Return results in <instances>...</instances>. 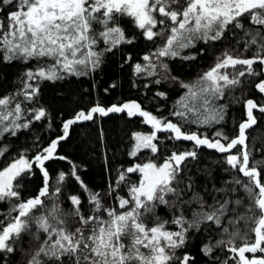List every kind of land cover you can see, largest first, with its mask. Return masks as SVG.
<instances>
[{"label": "snow or ice", "instance_id": "snow-or-ice-1", "mask_svg": "<svg viewBox=\"0 0 264 264\" xmlns=\"http://www.w3.org/2000/svg\"><path fill=\"white\" fill-rule=\"evenodd\" d=\"M2 7H15L14 11L7 12L6 25L5 20H0L2 59L6 62L17 59L25 62L33 59L40 61L42 58L52 61L47 68L39 67L35 72L28 71L25 74L28 81H36L37 85L44 80L64 79L61 73L78 76L89 70L95 71L102 63L103 52H111L122 43H132L119 26L123 17L133 22L144 39L155 41L160 37L163 40V44L154 53L143 57L149 63L144 66L135 65L137 74L146 71L148 75H156L157 67L167 73L168 66L160 61L161 57L175 58L184 49L194 47L197 41L208 43L222 40L229 26L245 29V19L255 27L244 31L245 36L251 37L245 41L244 51L252 45L258 46L251 58L244 57L239 51L234 55L231 50H226L196 84L181 85L188 91L177 102V109L173 113L181 118L180 125L151 115L135 102L113 105L107 109L95 106L65 121L63 135L52 140L33 159L23 154L13 158L11 163L0 170V202L20 200L15 189L19 180L24 179L34 165L43 174V187L35 197L12 205L6 224L0 220L2 264H8V258L18 249L23 252L22 234L29 232L33 220L37 232L29 234L40 243L31 252L27 264H195V258L189 254L177 255V250L186 246V234L193 228L199 231L205 223L209 227L214 224L217 229L228 232L224 220L233 224L245 218L242 215H228L237 212L242 205V199L236 195L241 190L249 200L247 212L251 215L247 219L255 223L251 229L254 241L249 243L247 234L241 237L244 243L240 247L229 240L232 246L227 250L233 254L229 259L238 257L236 264H264V256L255 255L258 252L264 253V172L259 170L260 166H264V161H252L246 143L247 130L257 123L254 110L264 113V104H258L252 99L245 101L247 119L239 124L238 135L233 138L217 132L218 138L209 139L182 130L184 123H220L224 119L227 105H216L215 101L224 98L226 90L241 85V78L258 77L259 82L255 87L259 93L264 94V0H0ZM158 25L160 30L155 31ZM253 31L255 36H252ZM98 40H102L105 45L103 52L94 50ZM152 57L156 58L158 64L151 62ZM229 68L234 70L232 74L226 71ZM155 82L160 83V80ZM38 90V86L25 83L24 89L17 95H22L26 101H34ZM14 100L15 97L0 98V136L7 132L14 136L20 128L29 127L28 122L17 123L22 119L23 112L20 102L9 107ZM125 111L129 117H143V122L152 128V132L147 135L133 134L135 145L130 152L131 156L135 157L143 149H150L155 154L157 145L153 141L158 139L159 132L170 133L168 138L175 141H191L193 149L182 153L173 152L160 165L150 161L121 172L116 181L117 188L128 179L127 174L139 173L138 182L129 187V198L116 197L119 209L123 211L106 207L100 193L88 189L78 174L79 170L73 165L70 175L88 194L92 214L84 215L80 210L81 199L70 196L73 211L62 214L59 205L54 202L45 214L33 216L37 208L44 207L43 198L57 196L61 191L57 187L55 192L50 193L45 161L66 159L56 155V150L60 141L68 137L70 127L81 121L93 120L95 114L106 116ZM31 114L39 121L45 117L46 112L40 108ZM201 147L226 154L224 159L228 168L225 171L230 169L237 174L225 182V187L214 188L217 195L213 196L214 204L208 206L210 211L205 210L206 201L199 193L193 192L191 198L184 201L183 190L178 191L174 186V182L179 183L177 178L184 162L188 158L196 159V149ZM6 152L7 148L0 149V156ZM64 181L65 174L60 173L57 184ZM187 188L191 191V184ZM114 191L115 188L110 186L108 195L111 196ZM170 195L176 199L169 200L167 197ZM193 202L199 203L201 210L194 211L192 220H186L182 212L180 216L173 214L171 223L179 228L178 231L166 230L165 225L169 221H162L155 215L159 205L172 210L182 209L183 204ZM13 212L15 216L11 215ZM148 215L157 221L150 227L144 220ZM51 221H55V224ZM73 221L79 225L74 230L70 227ZM39 233H44L46 238L42 239ZM231 235L238 236L239 232ZM223 243L217 241L215 247ZM213 247L206 244L201 252L211 256ZM246 253H252V258L247 257Z\"/></svg>", "mask_w": 264, "mask_h": 264}, {"label": "trees", "instance_id": "trees-1", "mask_svg": "<svg viewBox=\"0 0 264 264\" xmlns=\"http://www.w3.org/2000/svg\"><path fill=\"white\" fill-rule=\"evenodd\" d=\"M15 7L0 8V20H5L8 11H14ZM245 29H236L229 26L222 40L204 43L197 41L194 47L186 48L175 58L161 57L160 61L167 64L168 72L164 73L159 67L156 68V75H148L147 72L137 74L135 65H146L149 62L143 60L145 55L154 53L158 46L163 44V40L157 37L155 41L144 39L140 30L133 22L123 17L119 21V26L124 30L125 36L131 39L132 43H122L111 52H103L105 45L102 40H98L95 46L96 51L103 52L102 63L95 71H87L83 75H64L65 78L56 81H28L26 73L35 72L39 67L47 68L52 61L42 58L40 61L29 60L27 62L17 59L6 62L0 53V98L15 97L12 105L16 102L22 105V119L19 124L29 123L28 128H20L16 135L10 132L0 136V149L7 148L4 156H0V170L12 162L13 158H18L23 154L26 158L33 159L35 155L49 146L52 140L63 135V123L74 118L80 111L87 112L92 107L100 106L105 109L116 105L122 106L125 103L135 102L141 109L151 115L161 119L171 121L178 125L181 118L173 115L177 109V102L187 94L188 89L182 84H196L197 75L210 67L215 58L224 51L232 48H240L244 55L251 58L257 50V45H252L245 52V41L251 39L245 36L244 31L255 26L250 25L245 19L243 21ZM99 30V26H97ZM155 31L160 30L158 25ZM255 36V32H252ZM194 56V59H183L182 57ZM152 63L158 64L155 57ZM259 68V66H254ZM165 76L167 78H165ZM175 77V79H172ZM160 80V83H156ZM259 82L258 77H248L243 82L242 88L232 90L229 96L216 100V105H227L224 119L220 123L211 125H198L196 123H184L182 130L188 133H196L201 137L216 139V133L222 132L229 138L238 135L239 124L246 121L245 101L252 99L258 104H264V94L257 91L255 85ZM25 83L38 86V94L34 101L24 100L22 95H17L24 89ZM162 93L163 95H158ZM43 108L46 112L44 118L36 121L32 112ZM191 116V114H189ZM257 123L247 130L248 140L246 141L251 152V159L254 162L264 161V113L254 110ZM11 119V118H10ZM152 128L143 122V117L138 115L129 117L127 111L119 113H109L106 116L95 114L91 121H81L73 124L69 129V135L61 140L57 146L56 155L66 157L65 160L52 159L45 161V168L49 173V191L55 192L57 187L61 191L57 196L43 198L44 207L37 208L33 216L45 214L52 208L53 203L59 205L61 213L73 211L70 196H78L81 199L80 210L84 215H90L92 205L88 202V194L80 187L75 178L70 175L73 165L79 170L78 174L88 189L93 193H100L102 201L106 207L116 208V197L126 196L127 186L136 183L138 180L135 174H127L128 179L118 188L116 181L121 172L128 167L154 162L161 164L173 152L182 153L193 149L191 141H175L168 138V133H157L155 140L157 152L141 151L135 157L130 155L133 149V134H150ZM196 159L188 158L182 165V171L177 178L179 183L174 182V186L183 190L182 199L188 201L193 192L199 193L206 201L205 210H211L208 206L214 204L213 196L217 195L214 188L225 187V182L233 179L237 175L232 170L225 171L228 165L225 162V155L213 149L201 147L196 149ZM235 153V149L233 150ZM259 170L264 172V166ZM60 173L65 174V181L57 184ZM241 179H243L241 177ZM191 184V191L187 186ZM111 188H115L112 195L108 193ZM43 187V174L40 169L33 166L31 172L27 173L24 179L19 180L16 191L20 195V200L15 203L26 201L38 195ZM242 199V205L237 212L228 213L231 217L244 216L238 222L229 224L227 220L223 223L228 227V232L217 229L213 224L211 227L207 223L202 224L199 231L190 229L186 234L187 243L183 249L177 250V255L184 253L195 258V264H235L236 259H229L233 254L228 252L229 240H232L236 247L243 245L241 239L248 235V242L254 241V233L251 231L255 227L253 220L247 219L251 213L247 212L249 200L247 194L241 190L236 194ZM175 200V196L167 197ZM222 199L223 196L221 195ZM11 208L9 202H0V220L6 224L8 211ZM197 202L183 204L182 209H172L165 205H159L155 215L162 221H169L165 225L166 230L178 231L179 228L171 223L173 214L180 216L181 212L186 220H192L194 211H200ZM145 223L152 226L157 221L152 215L144 217ZM55 224V221H51ZM79 226L73 221L70 227L74 230ZM186 227V225H185ZM239 232L233 237L231 233ZM36 224L30 223L29 232L22 234L23 252L19 249L8 258V264H27L30 254L39 246L38 241L33 239L29 233H36ZM42 239L46 238L44 233H39ZM217 241H223L219 247H215ZM127 242V241H126ZM212 245L213 253L205 256L201 252L204 245ZM250 257V253H247ZM256 256H264V253H256ZM2 264V262H0ZM175 264V262H173Z\"/></svg>", "mask_w": 264, "mask_h": 264}, {"label": "rangeland", "instance_id": "rangeland-1", "mask_svg": "<svg viewBox=\"0 0 264 264\" xmlns=\"http://www.w3.org/2000/svg\"><path fill=\"white\" fill-rule=\"evenodd\" d=\"M228 50H231L232 51V53L235 55L236 54V52H242L243 53V56L244 57H247L246 55H244V52L240 49V48H232V49H228ZM225 52V51H224ZM223 52V53H224ZM222 53V54H223ZM221 54V55H222ZM221 55H219V56H221ZM218 56V57H219ZM247 58H249V57H247ZM216 60H217V58H215V60L213 61V63L210 65V67L208 68V69H206V70H204V71H201V72H199L198 73V75H197V80H196V83L199 81V79L202 77V75L205 73V72H207L208 70H210L214 65H215V63H216ZM238 68L239 67H241V66H237ZM229 74H232L233 73V69H231V68H229V69H227L226 70ZM248 77H244V78H241V80H242V83H241V85H239V86H237V87H235V88H232V89H229V90H226V93H225V96H229L230 95V93L232 92V90H234V89H237V88H242L243 87V82L247 79ZM145 135H147V134H145ZM170 136V133H168V137ZM153 143H155V141H153ZM134 145H135V141H134V139H133V147H134ZM141 151H146V152H151V150L150 149H143V150H141ZM140 151V152H141ZM139 153V152H138ZM137 153V154H138ZM147 163V162H146ZM163 163V162H162ZM161 163V164H162ZM157 165H160V164H157ZM132 174H135L136 176H137V178H138V180H139V173H132ZM138 180L136 181V183L138 182ZM135 184V183H134ZM132 185V184H131ZM130 185V186H131ZM130 186H127V188L125 189V192H126V196L125 197H123V198H129L128 197V192H129V187ZM119 196V195H118ZM119 197H121V196H119ZM6 202H9V201H6ZM16 202V199H13L11 202H9L10 204H11V207H12V205H14V204H17V203H15ZM103 202V201H102ZM103 204H104V202H103ZM105 205V204H104ZM109 208V207H108ZM115 209H117V210H119V211H123V210H120L119 209V205H118V201H117V206H116V208ZM11 215L12 216H15L16 215V213L15 212H13V213H11ZM96 215H102V213H96ZM104 218L105 219H107V217L106 216H104ZM150 227V226H149ZM259 253V252H258ZM247 257H249V255H247V253L245 254ZM256 255V254H255ZM252 256H253V254L252 253H250V257L249 258H252ZM258 257V256H257ZM236 260H238V257H237V259ZM235 264H236V262H235Z\"/></svg>", "mask_w": 264, "mask_h": 264}, {"label": "water", "instance_id": "water-1", "mask_svg": "<svg viewBox=\"0 0 264 264\" xmlns=\"http://www.w3.org/2000/svg\"><path fill=\"white\" fill-rule=\"evenodd\" d=\"M159 133H167V132H159Z\"/></svg>", "mask_w": 264, "mask_h": 264}]
</instances>
